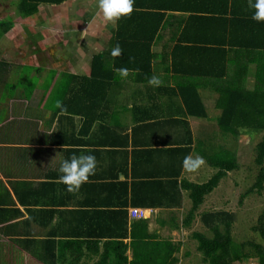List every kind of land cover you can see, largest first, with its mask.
Instances as JSON below:
<instances>
[{
    "label": "crops",
    "instance_id": "0c3cea01",
    "mask_svg": "<svg viewBox=\"0 0 264 264\" xmlns=\"http://www.w3.org/2000/svg\"><path fill=\"white\" fill-rule=\"evenodd\" d=\"M15 2L0 0V264H69L73 257L96 264L106 234L121 232L120 223L112 227L121 219L110 211L124 202L127 233L130 222L139 219L130 211L140 209L148 232L169 239L167 229L177 230L172 219L190 202L177 184L181 207L167 208V181L205 183L214 170L203 159L196 171H186L184 157L208 154L214 145L229 149L224 142L230 135L221 134L216 124L217 95L198 89L204 116L184 113L177 87L167 80L172 44L166 27L153 41L154 71L147 81L107 66L101 71L105 79L85 87L83 96L80 81L90 76L93 58L109 51L116 22L97 14L96 0L39 5L30 17L18 16ZM152 78L158 83H150ZM251 85L249 75L246 86ZM89 153L97 159L95 174L79 191H66L59 161ZM116 182L127 184V196L110 185ZM133 201L153 205L133 206ZM11 209L20 212L14 219L6 213ZM12 224L18 226L5 228ZM16 232L19 245L12 241ZM49 240H95L96 245L68 248L65 260L46 263L45 256L58 252ZM121 242L128 244L129 238ZM124 255L130 260V248Z\"/></svg>",
    "mask_w": 264,
    "mask_h": 264
},
{
    "label": "trees",
    "instance_id": "16d2710c",
    "mask_svg": "<svg viewBox=\"0 0 264 264\" xmlns=\"http://www.w3.org/2000/svg\"><path fill=\"white\" fill-rule=\"evenodd\" d=\"M64 1L66 0H16L15 10L20 17H30L37 12L39 5L57 6ZM251 14L248 0H135L133 12L116 21L109 51L93 58L90 76L87 79L82 78L78 93L84 96V93L88 94V86L103 81L105 77H102L101 71L107 66L132 71L136 74L137 82L147 81L154 71L151 66L154 55L150 52L153 41L161 38L162 32L169 27L172 46L169 48L171 62L167 67V74L170 75L167 80L177 87L176 93L185 109L184 113L191 117L204 116L198 89L206 88L217 95L214 107L220 114L216 124L223 134L233 137L261 134L254 146V164L258 167V172L251 188L259 192L264 187V22L252 20ZM169 20L172 21L169 23ZM126 23L129 25L126 26ZM116 44L122 49L121 55L133 54V57L112 56L111 49ZM145 53L147 59L143 58ZM113 74L114 72H111L110 75ZM249 75L252 77L250 88L246 86ZM84 82L88 85L84 86ZM92 93L94 92L91 91ZM71 97H74V94ZM200 156L214 170V174L205 183H177L175 178L167 181V208L181 207V193L178 188L187 191L190 202L189 209L179 223L172 219L173 228L189 227L204 197L218 186L228 172L237 169L236 157L224 147L211 150L208 154L201 153ZM115 184L120 186L122 194L127 196V184L110 183L112 186ZM132 205L148 207L153 204L133 201ZM119 207L118 210L110 211V216H113V219H121L112 224L114 227L120 223L121 232L106 234L107 241L103 243V252L96 264L178 263L176 254L180 250V242L159 240L157 235L148 232V221L145 219L132 220L127 233L126 203H121ZM47 211L49 214L53 213L51 210ZM6 213L12 219L20 214L16 209ZM199 219L211 232L210 237L202 232H192L190 235L201 254L199 264H240L243 260L251 258L242 251L244 244L235 243L230 236L232 213L205 212ZM2 220L0 222H3ZM12 236L13 243L21 244L19 232L13 233ZM260 236L264 241L263 232H260ZM126 238H129L128 244L122 243V239ZM94 241L49 240L47 243L56 245L58 252H51L50 256H45L44 261L48 263L47 261L52 259L65 260L66 249L80 250L83 245H96ZM251 247L254 248L252 257L257 259V264H264V249L257 245ZM126 248H130V260L124 255ZM78 262L83 264L80 257H73L69 264Z\"/></svg>",
    "mask_w": 264,
    "mask_h": 264
},
{
    "label": "rangeland",
    "instance_id": "374dc122",
    "mask_svg": "<svg viewBox=\"0 0 264 264\" xmlns=\"http://www.w3.org/2000/svg\"><path fill=\"white\" fill-rule=\"evenodd\" d=\"M210 91V90H209ZM221 134H223L221 132ZM226 135V134H224ZM261 134L252 137L230 135L224 143L229 145L228 151L236 157L237 169L226 174L211 194L206 196L199 206L195 218L189 227L174 230L167 229V238L172 242H180V250L176 254L177 264H199L201 254L196 249V242L190 235L192 232H202L210 237L211 232L200 222V215L204 211H226L232 213L233 220L230 224V236L235 243H242V251L251 256L240 264H257V259L252 257L257 245L264 249V241L260 232L264 233V187L259 192L251 189L258 167L254 164V146L259 141ZM215 143L213 140L212 144ZM220 147H212L218 150ZM227 149V148H226ZM214 174L211 171V176ZM251 190V191H250ZM185 211V212H184ZM187 210L177 215V223L185 216ZM178 213V212H177Z\"/></svg>",
    "mask_w": 264,
    "mask_h": 264
},
{
    "label": "clouds",
    "instance_id": "9594fccd",
    "mask_svg": "<svg viewBox=\"0 0 264 264\" xmlns=\"http://www.w3.org/2000/svg\"><path fill=\"white\" fill-rule=\"evenodd\" d=\"M135 0H96V12L102 15L106 22L112 23L122 17H127L133 12ZM248 8L251 10V19L256 22H264V0H248ZM122 49L116 44L111 49V55L116 57L121 55ZM117 71L121 75L127 74V69L120 68ZM150 83H158L155 78ZM204 160L200 156H186L182 161V166L186 171H196ZM97 159L93 154L73 155L67 159L59 161V180L66 186V191L74 193L80 190L82 184L86 183L90 176L95 174Z\"/></svg>",
    "mask_w": 264,
    "mask_h": 264
},
{
    "label": "built area",
    "instance_id": "2783aa9c",
    "mask_svg": "<svg viewBox=\"0 0 264 264\" xmlns=\"http://www.w3.org/2000/svg\"><path fill=\"white\" fill-rule=\"evenodd\" d=\"M130 216L132 218H139V219H142V218H145V211L143 210H140V209H132L130 211Z\"/></svg>",
    "mask_w": 264,
    "mask_h": 264
}]
</instances>
